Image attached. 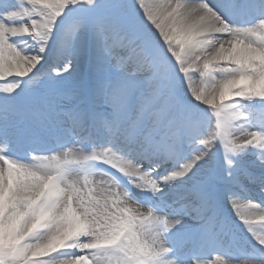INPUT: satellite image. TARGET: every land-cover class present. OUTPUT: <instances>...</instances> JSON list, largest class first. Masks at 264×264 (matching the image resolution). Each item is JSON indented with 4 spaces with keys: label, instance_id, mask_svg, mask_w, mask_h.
Segmentation results:
<instances>
[{
    "label": "snow or ice",
    "instance_id": "1",
    "mask_svg": "<svg viewBox=\"0 0 264 264\" xmlns=\"http://www.w3.org/2000/svg\"><path fill=\"white\" fill-rule=\"evenodd\" d=\"M0 264H264V0H0Z\"/></svg>",
    "mask_w": 264,
    "mask_h": 264
}]
</instances>
